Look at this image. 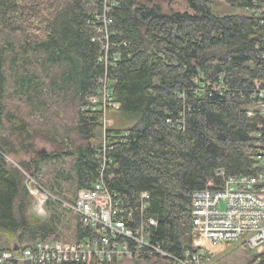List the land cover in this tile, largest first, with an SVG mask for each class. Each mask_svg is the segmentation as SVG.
<instances>
[{
	"label": "trees",
	"instance_id": "16d2710c",
	"mask_svg": "<svg viewBox=\"0 0 264 264\" xmlns=\"http://www.w3.org/2000/svg\"><path fill=\"white\" fill-rule=\"evenodd\" d=\"M163 1L0 0V150L29 161L33 177L53 165L43 185L53 196L67 198L68 191L70 204L102 177L105 153L104 180L120 209L133 212L135 227L155 217L153 241L182 257L196 251L194 193L222 185L220 172L231 178L260 171L264 24L250 10L264 13V0H167L186 6L168 11ZM219 1L249 13L217 15L210 4ZM103 17L111 20L109 55H119L109 66L94 40L104 37ZM106 77L120 104L108 113L131 125L108 127L103 139V105L90 100L100 98ZM76 136L86 139L77 150ZM39 140L53 149L39 154ZM25 180L1 158L0 254L34 248L66 228L60 203L49 201L47 221L30 215ZM75 217L73 237L64 240L94 238Z\"/></svg>",
	"mask_w": 264,
	"mask_h": 264
},
{
	"label": "built area",
	"instance_id": "2783aa9c",
	"mask_svg": "<svg viewBox=\"0 0 264 264\" xmlns=\"http://www.w3.org/2000/svg\"><path fill=\"white\" fill-rule=\"evenodd\" d=\"M257 5L256 0L253 1ZM262 17L264 13L258 8L250 10ZM104 18V37L94 38L102 45L101 62L106 66L114 65L119 55L112 58L109 55V25L111 20ZM100 98H92L93 105L102 103L104 117L107 119L110 109L119 110L111 92L109 79L101 81ZM261 83H258L260 85ZM264 96V91L261 93ZM264 107V106H263ZM97 110L96 106L91 108ZM252 115V113H250ZM102 119V121H103ZM109 122L103 123L105 133ZM262 127V126H261ZM260 137L262 135H259ZM106 143L103 149L106 152ZM256 165L260 171L251 176L224 178L220 186L210 184L206 190L193 195L192 222L193 244L195 252L187 250L182 257H175L163 246L153 241L152 231L157 227L155 217L143 219L134 226L133 212L128 214L120 209L116 193L111 191L104 180L107 167L105 153L101 163L102 177L90 189L80 190L74 204L64 203L78 216L84 227L95 231L92 239L77 243L49 244L41 239L34 248L8 251L0 254V264L17 261L20 264H112L123 260L145 261L160 258L170 264H207L208 254L221 245L240 241L244 236H250L247 242L249 248L256 253L255 264H264V144L258 145ZM1 158L20 169L26 176V185L34 199L38 213L47 215V203L53 197L20 163L0 150ZM54 198V197H53ZM148 193L141 194L143 209ZM213 251V250H212Z\"/></svg>",
	"mask_w": 264,
	"mask_h": 264
},
{
	"label": "rangeland",
	"instance_id": "374dc122",
	"mask_svg": "<svg viewBox=\"0 0 264 264\" xmlns=\"http://www.w3.org/2000/svg\"><path fill=\"white\" fill-rule=\"evenodd\" d=\"M213 12L217 15H236V14H247L249 13L247 10H243L240 9L238 7H232L230 5L225 4L224 2H214L210 4ZM163 7L166 11L170 10L171 8L173 9H177V10H184L186 8L184 3H172V1H163ZM120 115L116 112H112V113H108L107 115V119H103V123L105 125V123L109 122L108 127H113L116 125V127L121 126H130L131 124L129 123H123L122 120L120 119ZM125 124V125H123ZM105 127H103V129L101 130V136L104 139L105 136ZM100 136V137H101ZM102 137L100 138L99 143L102 141ZM86 144V139L80 136H76V138L73 141V146L74 149L77 150L80 146ZM53 149V146L51 145L50 142H48L47 140H39L38 141V150H45V151H51ZM41 152V151H40ZM11 159L13 161H15L16 163H19V161L15 158ZM71 159L70 158H66V162L67 164L70 163ZM54 169L53 165H48V166H44L42 168V170L39 172V174L35 177V179L40 183V185H42L48 192L49 189L46 188L43 185L44 179H46L47 177H49V174L51 172V170ZM46 177V178H45ZM43 181V182H42ZM25 187L28 189L27 185H26V180H25ZM29 191V190H28ZM51 193V192H50ZM30 194V192H29ZM31 195V194H30ZM66 197L67 198H63L60 196H53L49 201H54L57 203H60L61 206V211L62 212V222L64 224V227L66 228H62L63 233L62 236L61 235H57V236H53L47 239H41L42 241H44L45 243H49V244H58V243H73L70 242L69 240L66 241L64 240V238L66 237H73L72 234V229L70 227L75 225V219H76V215L73 213V211L67 207L64 206V203H69L70 201L64 200V199H68V200H74L75 196H72L70 193H68V191H66ZM32 197V196H31ZM33 199V197H32ZM48 201V203H49ZM47 203V204H48ZM47 215H40L38 213L36 204L34 202H32V205L29 209V213L32 217H34L35 219L39 220V221H47L50 218V212L47 209ZM250 236H244L240 241L238 242H233L231 244H226V245H221L220 247L217 248H213L210 247L212 250L209 252L208 254V261L207 264H247L248 261L253 260L256 256V253L254 251H252L247 244L248 239ZM115 264H151V262L148 261H135V260H123V261H119L116 262Z\"/></svg>",
	"mask_w": 264,
	"mask_h": 264
},
{
	"label": "water",
	"instance_id": "95a60500",
	"mask_svg": "<svg viewBox=\"0 0 264 264\" xmlns=\"http://www.w3.org/2000/svg\"><path fill=\"white\" fill-rule=\"evenodd\" d=\"M44 152H46V151L45 150H42L39 154H42ZM20 165L22 167H24L25 169H27V170H30L31 169V163L29 161H22L20 163ZM15 250H18V247H16Z\"/></svg>",
	"mask_w": 264,
	"mask_h": 264
}]
</instances>
